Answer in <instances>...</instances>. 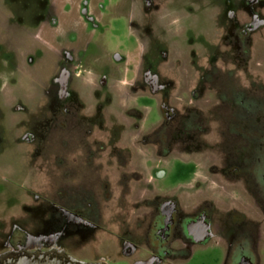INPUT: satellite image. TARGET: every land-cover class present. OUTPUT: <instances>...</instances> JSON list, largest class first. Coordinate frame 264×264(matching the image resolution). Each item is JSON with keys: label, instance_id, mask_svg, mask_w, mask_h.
I'll list each match as a JSON object with an SVG mask.
<instances>
[{"label": "rangeland", "instance_id": "rangeland-1", "mask_svg": "<svg viewBox=\"0 0 264 264\" xmlns=\"http://www.w3.org/2000/svg\"><path fill=\"white\" fill-rule=\"evenodd\" d=\"M118 1L91 0L90 5L104 10V23L91 35L86 55L92 61L93 57L104 60L116 49L128 52L123 62L112 63V69L120 70L118 76H111L109 85L102 88L97 85L96 75L73 76L71 85H78V89L73 93L69 86L66 98L70 101L75 95L84 107L80 113L92 117L97 102L102 104L98 115L101 125L93 124V131L102 139L112 134V197L100 199V226L68 234L58 207L50 199L52 186L58 180L51 159H47L50 154L57 155L60 138L54 120L59 104L55 90L60 64L56 48L64 34L76 44L83 42L80 14H58L55 21L51 18L57 11L51 7L55 9L56 0H0V243L6 232L16 227L37 243L62 245L75 256L105 257L107 264H133L134 257H124L119 251L117 225L121 221L131 227L137 225L153 211L156 199L168 198L175 187L190 181L195 170L187 160L194 159L199 164L194 180L207 176L206 167L214 156L206 149L216 141H208L204 151L193 155L184 152L181 141L174 147L170 141L171 123H163L159 108L162 94L152 93L143 83L142 70L150 63L162 80L171 81L165 92L167 104L176 106L181 116L197 79L187 42L191 41V47L201 53L212 51L217 25L226 21L227 0L167 1L163 17L169 21L168 26L163 17H154L151 29L156 45L148 41L138 49L128 36L129 5L120 6ZM139 8L136 5L135 12ZM162 48L166 51L163 57L158 50ZM252 59L250 69H256L263 79L261 42L253 46ZM241 81L247 83L243 76ZM102 97L107 98L106 104ZM193 102L199 111L206 110L209 104L203 96ZM104 157L102 153L100 159ZM210 185L209 191L217 189L213 183ZM177 190L182 202H186L185 189ZM228 192L231 193L225 188V197ZM194 195L201 196L202 189ZM213 256L198 254L187 264H199L201 259L207 264Z\"/></svg>", "mask_w": 264, "mask_h": 264}, {"label": "flooded vegetation", "instance_id": "flooded-vegetation-1", "mask_svg": "<svg viewBox=\"0 0 264 264\" xmlns=\"http://www.w3.org/2000/svg\"><path fill=\"white\" fill-rule=\"evenodd\" d=\"M167 1L170 0L118 1L120 6L129 5L128 36L136 49L148 41L156 45L151 25L154 17L164 16ZM56 2L55 9L51 8L57 12L51 20L56 21L58 14L65 16L76 11L80 14L79 34L83 42L76 44L64 34L56 48L60 62L55 78L59 104L54 120L60 138L57 155L50 154L47 159H51L58 180L52 186L50 199L58 207L68 234L85 233L100 226V199L112 197V134L102 139L93 131V124L101 125L98 115L102 104L97 102L93 117L86 112L81 114L84 107L75 95L66 100L67 88L72 86L71 77L88 74L96 75L99 88L108 86L109 78L117 77L120 71L112 69V63L123 62L128 52L116 49L104 60L93 57L88 61L92 58L86 56L89 40L104 23V10L90 5L91 0ZM136 5L140 6L138 13ZM224 6L226 21L217 25L211 52L201 53L191 47V41L187 42L197 79L189 90L191 100L185 105L183 116H179L176 106L167 104L165 92L171 81L162 80L150 63L142 70L143 83L152 93L162 94L159 108L163 123H171L170 141L174 147L181 141L184 152L193 155L204 151L208 141L216 142L206 149L214 157L206 167L204 180L193 179L199 164L194 159L187 160L195 170L190 181L175 187L168 198L156 199L153 211L137 225L131 227L123 221L117 225L119 251L124 257H134L133 264H187L203 253L214 254L207 264H264V78L256 69H250L253 46L257 42L264 45V0H227ZM158 50L160 56H165L164 48ZM201 60L204 64H198ZM242 76L246 84L241 81ZM72 88L75 93L78 85ZM202 96L209 104L206 110L199 111L192 103ZM106 99L102 97L103 104ZM102 153L104 160L100 159ZM210 183L217 189L209 191ZM181 187L187 193L186 202H182L177 190ZM225 188L232 194L228 192L225 197ZM199 189L202 195L195 196ZM39 254L107 264L105 257L75 256L62 245L37 243L29 233L16 227L8 230L0 243V264ZM199 264L206 262L201 259Z\"/></svg>", "mask_w": 264, "mask_h": 264}, {"label": "water", "instance_id": "water-1", "mask_svg": "<svg viewBox=\"0 0 264 264\" xmlns=\"http://www.w3.org/2000/svg\"><path fill=\"white\" fill-rule=\"evenodd\" d=\"M2 264H87L83 261H79L74 257L60 258L56 256H49L39 254L38 256H20L15 259H8Z\"/></svg>", "mask_w": 264, "mask_h": 264}]
</instances>
